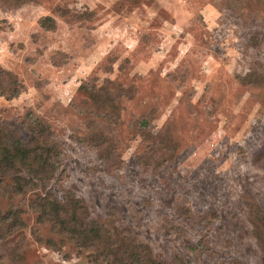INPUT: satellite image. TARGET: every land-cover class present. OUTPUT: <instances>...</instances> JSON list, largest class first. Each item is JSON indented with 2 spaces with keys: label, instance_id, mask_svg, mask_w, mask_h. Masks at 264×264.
<instances>
[{
  "label": "rangeland",
  "instance_id": "obj_1",
  "mask_svg": "<svg viewBox=\"0 0 264 264\" xmlns=\"http://www.w3.org/2000/svg\"><path fill=\"white\" fill-rule=\"evenodd\" d=\"M1 86L55 163L0 194V264H97L49 195L161 264H264V0H0Z\"/></svg>",
  "mask_w": 264,
  "mask_h": 264
},
{
  "label": "trees",
  "instance_id": "obj_2",
  "mask_svg": "<svg viewBox=\"0 0 264 264\" xmlns=\"http://www.w3.org/2000/svg\"><path fill=\"white\" fill-rule=\"evenodd\" d=\"M8 90V86H1L0 96L13 98L17 90L11 92ZM39 131H34L29 143H24L20 138L8 134L0 123V194L18 192L28 184L30 180H26L24 175H19L23 172L20 166L28 168L32 175L40 180L48 177L43 175V170L48 171L54 167L55 157L51 154L50 148L38 142L35 135L43 134V130ZM33 140L35 143H32ZM36 207L42 210V216L54 222L68 237L76 240L78 245L93 248L95 250L93 257L97 264H161L155 259L148 245L121 235L116 239L111 238L112 233L102 224L82 221L79 216L82 212L79 209L82 210L84 207L82 200L71 198L59 200L49 195L41 198ZM3 219L4 224L8 221L13 225L17 221L20 222L19 216L15 213ZM255 234L260 239V232L255 231Z\"/></svg>",
  "mask_w": 264,
  "mask_h": 264
}]
</instances>
